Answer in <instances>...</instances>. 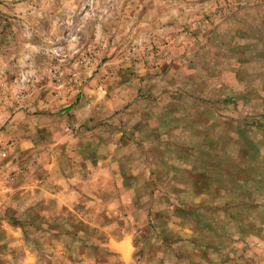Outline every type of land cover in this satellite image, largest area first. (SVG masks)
Masks as SVG:
<instances>
[{"label": "rangeland", "instance_id": "374dc122", "mask_svg": "<svg viewBox=\"0 0 264 264\" xmlns=\"http://www.w3.org/2000/svg\"><path fill=\"white\" fill-rule=\"evenodd\" d=\"M0 264H264V0H0Z\"/></svg>", "mask_w": 264, "mask_h": 264}]
</instances>
